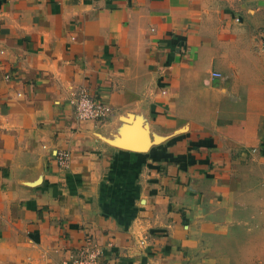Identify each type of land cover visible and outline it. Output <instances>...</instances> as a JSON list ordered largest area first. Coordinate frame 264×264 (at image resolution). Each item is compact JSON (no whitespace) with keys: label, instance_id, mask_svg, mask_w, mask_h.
Listing matches in <instances>:
<instances>
[{"label":"crops","instance_id":"crops-1","mask_svg":"<svg viewBox=\"0 0 264 264\" xmlns=\"http://www.w3.org/2000/svg\"><path fill=\"white\" fill-rule=\"evenodd\" d=\"M256 168L264 0H0V264H264Z\"/></svg>","mask_w":264,"mask_h":264},{"label":"built area","instance_id":"built-area-1","mask_svg":"<svg viewBox=\"0 0 264 264\" xmlns=\"http://www.w3.org/2000/svg\"><path fill=\"white\" fill-rule=\"evenodd\" d=\"M212 77H220L219 72H212ZM74 106V114L80 120H101L108 115L110 108L107 104L90 95L85 89H81L71 100ZM55 158L59 166L65 168L69 164L70 153L68 151H57ZM101 250L95 246L91 239L77 250H69L67 255L53 264H98Z\"/></svg>","mask_w":264,"mask_h":264},{"label":"rangeland","instance_id":"rangeland-1","mask_svg":"<svg viewBox=\"0 0 264 264\" xmlns=\"http://www.w3.org/2000/svg\"><path fill=\"white\" fill-rule=\"evenodd\" d=\"M250 173L251 174H253V175H255L256 177L258 176V175H262V174H264V168H260V169H250ZM245 224H247V225H249V224H251V222L249 221H247V222H245ZM220 243V242H219ZM218 246V244L216 245V246H214V247H217ZM219 246H220V244H219ZM215 251H219V253L217 252L216 254H215V259H216V257L218 258V259H216L217 260V264H222L221 262H219V260L222 258H226V256H227V254H222V253H220V251L221 250H216L215 249ZM222 255H224L223 257H221ZM232 255H234V253H232ZM223 260H225V259H223ZM227 262V261H226ZM227 264V263H226Z\"/></svg>","mask_w":264,"mask_h":264}]
</instances>
